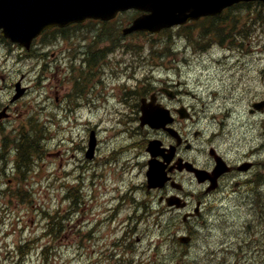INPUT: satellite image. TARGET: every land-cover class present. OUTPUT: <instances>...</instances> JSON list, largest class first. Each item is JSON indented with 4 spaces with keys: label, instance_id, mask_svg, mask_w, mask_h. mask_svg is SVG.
Instances as JSON below:
<instances>
[{
    "label": "rangeland",
    "instance_id": "374dc122",
    "mask_svg": "<svg viewBox=\"0 0 264 264\" xmlns=\"http://www.w3.org/2000/svg\"><path fill=\"white\" fill-rule=\"evenodd\" d=\"M243 12L241 23H251V10L240 13ZM132 16L130 12L124 13L111 24L79 28L74 41L84 46L96 45L99 49L107 41L97 44V39L101 40L110 31L113 33L109 35H114L130 23ZM255 17L260 22H257L258 28L249 39L252 44L247 41L249 51L238 54L232 64H225L223 68L218 63L220 55H224L219 47L208 56H194L188 52L194 67L193 80H244L246 95L239 99L243 106L252 100L253 94H259V90L263 89L256 83L259 77L264 78V13L258 15L255 12ZM175 38L172 32H168L158 36H130L122 42L143 46V53L149 56L152 45L162 48L164 43H169L174 46ZM58 41L64 43L63 39ZM184 43V40L178 39L175 47L179 48ZM42 48L27 54L17 46L0 42V72H4L6 77L3 82L0 81V106H11L10 117L0 121V264H81L76 252L77 241L79 234L91 228V234L84 241V252L88 259H97V251H100L98 264H264V233L261 231L264 230V220L260 221V217L256 219V209L252 210L249 205L243 210L221 208L220 212H226L228 222L214 214L210 217L208 228L196 235L189 247H178L167 239L166 233L171 230L166 227L168 217L165 214L159 217L162 224L153 225L160 206L158 202H153L154 218L151 216L143 222L127 220L128 214L134 215L135 209L133 204H125L117 207L116 221H112L111 213L118 204L121 190L125 192L131 183L141 184L142 176L137 169L122 177L113 166H104L103 157L109 153L105 142L109 144L112 140L123 139L118 129L111 126L107 115L110 110L106 114L102 110L91 113L82 108L70 110L76 98L71 89L72 83H57L52 78L55 74L60 76L56 64H52L51 70L47 69L46 59H50L57 45H42ZM47 50L45 59L41 53ZM122 53L110 54L108 59L115 61L121 58ZM177 56L181 55L166 59L169 67L176 65ZM62 57L65 59L57 64L60 69L66 61L64 52ZM165 67L153 68V71L163 74L170 70ZM20 78L29 87L28 91L21 99L11 103L14 83ZM57 86L58 93L54 92ZM191 86L200 89L196 84ZM241 92L240 89L238 93ZM59 95H66L67 98L57 101ZM230 106L236 107V115L240 114L233 100L227 107ZM94 127L99 128V139L104 144L99 164H88L83 160L80 145H87L89 133ZM20 133L40 141L37 148L32 149L28 165L20 164L18 167L16 138ZM79 164L95 165L93 169L99 174L94 186L89 182L91 170L78 178L81 175ZM133 195L145 197L140 188L135 189ZM48 213L58 215L65 228L44 237ZM81 218L85 219L84 229L77 227ZM122 234L128 239L114 248V239ZM45 246H49V259L42 256ZM110 250L116 254L114 257L109 255Z\"/></svg>",
    "mask_w": 264,
    "mask_h": 264
},
{
    "label": "flooded vegetation",
    "instance_id": "af4514ba",
    "mask_svg": "<svg viewBox=\"0 0 264 264\" xmlns=\"http://www.w3.org/2000/svg\"><path fill=\"white\" fill-rule=\"evenodd\" d=\"M83 49L87 58L97 53L94 46H82ZM78 73L82 77V67ZM94 73L91 65L84 72ZM87 79L91 86L82 88L80 96L86 95L87 103L92 104L97 89L94 78ZM200 83L175 78L165 83L168 88H158L155 102L149 105L170 119L158 127L141 126L138 122L143 113L139 99L144 97L127 94L115 104L119 108L114 112L123 117L119 125L128 139L111 153V159L119 163L123 173L138 169L144 194L158 202L168 218L188 215L186 224L204 220L205 214L220 204H248L254 210L264 195V109H252V101L264 100V93L255 95L245 115L229 118L227 114L215 113V109L229 104L227 87L220 88L219 97L210 98L217 90ZM152 141L156 144L151 147ZM97 153L96 149L93 159ZM151 165L160 174L157 184L161 183L154 188L148 187Z\"/></svg>",
    "mask_w": 264,
    "mask_h": 264
},
{
    "label": "water",
    "instance_id": "95a60500",
    "mask_svg": "<svg viewBox=\"0 0 264 264\" xmlns=\"http://www.w3.org/2000/svg\"><path fill=\"white\" fill-rule=\"evenodd\" d=\"M238 0H0V29L5 37L29 46L33 37L55 25L87 17L110 19L130 7L145 11L124 33L160 31L201 15L218 14ZM25 89H18L15 98ZM3 114H0L2 117ZM95 138L91 139V150ZM187 240V238H183Z\"/></svg>",
    "mask_w": 264,
    "mask_h": 264
},
{
    "label": "trees",
    "instance_id": "16d2710c",
    "mask_svg": "<svg viewBox=\"0 0 264 264\" xmlns=\"http://www.w3.org/2000/svg\"><path fill=\"white\" fill-rule=\"evenodd\" d=\"M25 141H27V140H25V137H24L22 139V142H20V146H19L20 158H21V161H22L23 164H27L29 162L30 150H31V148L35 147L34 144H32L35 141L31 140V141H28V144L26 145V148H24L23 145H24Z\"/></svg>",
    "mask_w": 264,
    "mask_h": 264
},
{
    "label": "bare ground",
    "instance_id": "6f19581e",
    "mask_svg": "<svg viewBox=\"0 0 264 264\" xmlns=\"http://www.w3.org/2000/svg\"><path fill=\"white\" fill-rule=\"evenodd\" d=\"M253 208V207H252ZM256 211V210H255Z\"/></svg>",
    "mask_w": 264,
    "mask_h": 264
}]
</instances>
